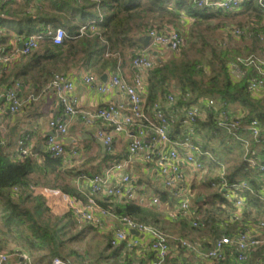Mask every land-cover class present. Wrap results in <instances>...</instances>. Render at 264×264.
<instances>
[{"label":"trees","instance_id":"16d2710c","mask_svg":"<svg viewBox=\"0 0 264 264\" xmlns=\"http://www.w3.org/2000/svg\"><path fill=\"white\" fill-rule=\"evenodd\" d=\"M242 7V11L254 10L259 13L252 17L253 26L250 29L255 32L253 45L263 49L264 47L259 45L258 37L263 29V26L259 27L262 23L260 13H264L262 6L257 0H246ZM181 12L194 21H201L222 14L228 15L229 12L236 14L239 10L199 8L193 0H0V26L6 29L7 34L13 32L20 40L32 35L40 36V46L30 54L31 57L35 60L49 58L52 64L62 62L65 66L67 61L86 64L94 59L99 60L104 58L108 51L107 55L118 56L123 49L137 46L134 41L135 36L151 29L167 30L160 22L165 14L171 19H179ZM88 21L94 22L95 31L81 34V24ZM254 24L258 25L254 26ZM48 25L52 26L53 31L58 27L66 31L67 37L62 45L52 43ZM5 37L6 35L1 40ZM41 48L43 52L38 54V49ZM254 51L255 49L252 50ZM248 52H251L250 47H227L219 53H214L209 63L208 76L199 67L200 61L173 58L169 62L157 61L148 71L146 78L149 91L148 103L152 106L160 100H167L170 92L179 96L177 103L170 106L171 109H182L185 106L198 104L203 99L218 101L220 106L208 109L207 119L200 121L195 127L197 133L201 126L207 132L217 129L221 111H226L231 118L237 116V113L232 111L234 105H240L246 110L243 117H235L242 126L237 128L238 133L243 132L244 129L247 131V125L255 118L263 123V128L256 138L258 141L252 139L250 143L251 155L247 160H253L254 166H250V161L245 159L234 170L231 169L229 173L224 174L227 186L221 187L219 192L210 196L211 206L206 205L208 197L200 193L204 200L197 201L194 207L199 226L193 227L188 222L183 223L185 226L189 225L190 228L199 230L206 225L215 239L224 234L243 230L250 223L264 221V202L260 197L264 188V177L259 168V165L264 164V101L255 99L248 90L250 79L263 76L253 66L245 65L240 61V59L248 58L245 55ZM116 61V57H109L105 63L113 62L116 65ZM230 63L238 64L243 71V74L238 75L236 79L233 78ZM59 70L55 68L52 71L53 76L56 73H64ZM178 127L179 125L175 126L177 131L180 128ZM181 132L182 128L180 132H171L170 136L172 138ZM195 143L198 144V141L195 140ZM256 146L261 148L259 154L256 152L253 154ZM203 158L205 157L201 159ZM210 162H212L211 159ZM43 164L51 166L50 171L43 173L41 178H31V173L41 171L36 166L32 153L22 155L20 150L12 153L0 148V252L9 249L13 255L25 252L31 257L33 264H52L56 256L72 261L81 260L83 257L77 253V250L69 248V244L83 233V231L73 233L74 229H78L74 212L69 210L64 215L55 213L49 206L47 198L34 194L31 185L60 188L83 202H86L88 198L69 184L59 183V172L68 173L72 170L71 167L67 168L64 165L63 159L53 158L46 152L43 153ZM50 174H54V177L50 178ZM216 180L218 183L221 181L220 177ZM215 182L212 181L209 184L212 185ZM243 182H246V186L237 188V185ZM140 183L142 184V180L136 185ZM139 192H147V189ZM153 193L159 197L160 203L157 205L146 204L138 197L130 199L105 194L93 195V197L114 215L128 216L144 223L152 221L156 226L160 220L157 213L164 215V211L159 210L160 206L165 205L166 209H171L176 206V200L169 189H154ZM200 195L198 197H201ZM213 198H218V202H215ZM238 198H243L244 205L241 214L234 219L237 215ZM152 216L154 218H151ZM183 221L181 220L180 223ZM226 222L229 226L223 228L222 224ZM111 237L112 234L108 238L110 251H107L111 264H130L128 260L117 258L123 246L112 248ZM179 245L181 252L186 251L180 243ZM232 253L233 250L229 249L226 259L217 260L218 264H233ZM256 260H261L263 261L261 264H264L262 250L252 254L249 264H253Z\"/></svg>","mask_w":264,"mask_h":264},{"label":"built area","instance_id":"2783aa9c","mask_svg":"<svg viewBox=\"0 0 264 264\" xmlns=\"http://www.w3.org/2000/svg\"><path fill=\"white\" fill-rule=\"evenodd\" d=\"M199 8H208L212 10L224 9L235 10L241 8L246 0H193ZM264 11L263 0H257ZM95 24L93 21H88L81 27V34L85 32H94ZM49 35L54 45H62L67 37L66 31L58 27L54 31L48 25ZM231 33L238 36L246 32V28L231 29ZM153 36V44H161L167 46L174 51L180 50L185 45V38L181 32L175 29L157 31L151 29L148 31ZM6 34V29L0 26V41ZM40 36L32 35L23 38V48L16 49V52L23 56L30 55L40 46ZM11 59V54L6 50L0 49V64H7ZM245 65H250L256 70L264 74V60L256 58L240 59ZM155 61L151 58L148 49L140 48L135 51L132 58V66L135 70L134 83H128L119 74L113 75L109 82L98 86L101 92L110 91L112 88H117L124 93L127 98L128 106L123 104H108L104 105L93 112L81 111L78 100L74 96V82L66 73H56L49 82V87L52 88L58 95L59 103L62 106L63 113L60 116L53 118L49 125L53 129L54 134L49 135L46 139V152L51 157L56 159H66L68 154L75 156L77 150L67 151L62 136L68 131L66 117H72L82 114L83 119L87 124L95 123L102 120L108 124L110 128H100L97 131V138L102 142L104 147L109 152L115 151L114 135L124 134L130 138L127 152L124 159L118 163H114L107 167L102 173H80L77 177V182L88 186L92 196H89L86 202H83L75 197L63 192L60 188H52L47 186L31 185L32 189H37L38 193L47 199L54 197H63L71 205L70 210L74 212L77 219L84 222L102 224L101 215L116 216L118 222L122 226L116 228L110 240L112 248L124 245L126 250L133 248H147L154 253V259L147 264H167L169 257H172L173 250L169 242L171 236L159 227L149 223L138 222L128 216H117L109 210L103 208L93 197V195H109L122 196L130 199L136 198V184L133 175L128 171L129 165L137 158L143 162L154 164L159 174L163 177V184L166 189H169L172 196L176 200L175 210H170L169 215L173 220L183 219L189 220L193 227L199 226L196 220V209L191 206L190 198L193 196L192 191L184 186L186 177L192 170L195 173L202 167L200 161L203 152L202 147L194 141L195 127L200 121L207 119V110L214 107V99H203L198 104L185 106L181 110L184 113L182 123L177 113H167L162 108V102H156L153 106L148 103V84L146 81L147 73L155 66ZM230 69L236 79L238 75H242L243 71L236 63H230ZM87 83L94 84L97 77L92 73H87L84 76ZM22 83L15 80L10 86L6 87L2 95L8 102L9 110L12 113L18 112L24 105V101L19 95ZM264 86V78L253 77L248 84V90L251 93L261 89ZM179 96L175 93L167 95L169 105L177 103ZM219 124L227 126L228 130L238 126L239 121H233L226 111H221ZM179 125L182 128L180 134H176L171 138L170 134ZM229 126V127H228ZM247 131L255 138L258 137L263 123L255 118L247 125ZM183 129L185 131H183ZM2 140L0 137V145ZM19 150L22 155H29L30 147L25 143L24 139L19 141ZM71 162V161H70ZM254 161H250V166H254ZM261 175L264 177V164L259 165ZM120 173V180L112 182V177ZM221 181L217 183L220 187H226L227 182L223 174L220 177ZM246 186V182L237 185V188ZM230 197V196H228ZM260 197L264 202V188ZM160 203L159 197L154 196L151 204L157 205ZM244 202L243 198H238L236 201V212L234 219L241 214ZM98 213V214H97ZM223 228L229 226L226 222ZM136 230L141 235H135L131 231ZM182 247L189 252L202 253L206 260H225L229 249L233 250V264H249L252 254L262 250L264 253V221L248 224L243 230L224 234L218 239H215L211 247L205 246L202 242L198 245H193L190 241L178 238ZM11 260L14 264H33L31 257L21 252L13 255L8 252H0V264H9ZM263 261L256 260L253 264H261ZM52 264H88L77 261H72L60 256H56Z\"/></svg>","mask_w":264,"mask_h":264},{"label":"crops","instance_id":"0c3cea01","mask_svg":"<svg viewBox=\"0 0 264 264\" xmlns=\"http://www.w3.org/2000/svg\"><path fill=\"white\" fill-rule=\"evenodd\" d=\"M188 17L184 12H181V18L177 19V21L183 24ZM189 19L192 18L189 17ZM83 24L81 25L83 26ZM49 26L52 28L51 25ZM166 29L173 28L168 25ZM5 35V39L3 38L0 42V49L9 52L11 59L5 65L0 64V137L2 140V149L6 150V152H16L19 150V141L24 139L26 145L31 149L30 154L32 153L36 166L41 169V171L31 173L30 177L38 179L42 177L43 173L49 172L51 169V166L43 164V153H46V139L49 135L54 134L49 122L63 113L57 93L49 87V82L54 74H52V71L55 68L60 69L59 71L66 73L72 78L74 82L73 94L78 100L81 111L93 112L111 103L123 104L127 107L128 101L122 91L117 88H112L110 91L101 92L98 86L108 83L110 78L115 74H119L128 83H134L135 70L132 66V58L135 51L142 47L136 43L137 46L123 49L122 53L120 52L118 56L114 54L109 56L107 55L109 51H106V56L99 60L94 59L86 64L67 61V64L64 66L62 62L52 64L49 58L35 60L31 55H21V53L16 52V49L20 48L21 40L13 32L8 34L6 32ZM152 46H150L151 52H149L155 63L157 61L165 62L167 55L170 56L172 53L167 46H157L156 48H152ZM42 52L43 48L39 49L37 53L41 54ZM153 52L156 55H153ZM109 57H116V65L113 62L105 63ZM87 73H92L97 77V81L94 84L87 83L84 80V76ZM15 80L20 81L23 85L19 91V95L23 99L24 105L18 112L12 113L9 110L8 102L2 95V92ZM162 101L164 110L168 113H177L182 123L184 113L182 111L175 112L166 100ZM65 120L68 131L62 136V140L68 152L77 150V154L75 156L68 154L67 158L63 160L64 165L67 168L71 167L72 170L68 173L65 171L59 172V179L61 178L62 180H59V182L62 184H68L69 182L72 188L78 190L84 197L88 198L91 196L90 189L88 186L84 184L80 185L77 182L76 177L78 174L83 172L102 173L107 167L122 161L127 152L130 138H127L121 133L114 135L115 151L109 152L97 138V131L100 128H110L106 122L98 120L95 123L87 124L82 114L66 117ZM128 171L133 175L135 184L142 180V184L136 185V191H138L136 197L138 195L142 202H145V194L147 192L140 193L139 191L146 189L148 186L153 189V192L154 189H166L163 184V177L154 167V164L145 163L142 159L137 158L129 165ZM53 177L54 174H50V178ZM66 177L68 178V182L66 181ZM119 180L120 173H116L112 177V182ZM52 199L62 209L66 207L70 210L68 201L63 197L59 196ZM196 200L200 201V197H197ZM169 212L170 210L165 209L164 215L161 218L159 217L160 220L156 225L159 223L164 224L165 221L169 220L174 223L178 221L180 223L183 220H173ZM100 217L102 224L92 223V225L102 226L101 229L104 227L105 231L108 230L107 232H110L109 236L110 234L113 235L116 229L115 227L119 224L117 217L113 215H101ZM188 222L190 223V221ZM121 246H123V250L117 258L128 260L130 264H147L154 259V253L145 247L126 250L124 245ZM9 264H14V261L11 260Z\"/></svg>","mask_w":264,"mask_h":264},{"label":"rangeland","instance_id":"374dc122","mask_svg":"<svg viewBox=\"0 0 264 264\" xmlns=\"http://www.w3.org/2000/svg\"><path fill=\"white\" fill-rule=\"evenodd\" d=\"M238 10L239 13L236 14L234 12H229L228 15L222 14L214 18L203 19L201 21H194L192 19H189L188 17L183 24H180L177 19L169 18V15L165 14L163 20H160V22L164 24V27L166 28L168 25H170L173 29L181 32L185 38V45L180 50L174 51L169 48L172 53L170 54V56L167 55L165 62H169L172 58L176 60L183 59L189 61H200L199 67H201L206 72V76H208L210 73L209 63L213 54L219 53L221 50L227 47H250L251 52L246 53V57H248V59L256 58L263 61L264 48L260 49L259 47L253 45L255 41V32L250 29V27L253 26V24L251 23L252 17L255 14L259 13H256L254 10L242 11L243 7L239 8ZM260 14L262 15V23L259 24V27L263 26V29L259 32L260 35L258 37L260 38L259 45L264 47V13ZM257 25L258 24H254V26ZM234 27H247V30L245 33L236 36L231 33V29H233ZM157 46L163 45L155 43L152 48H156ZM254 49L255 51L252 52V50ZM262 76L264 78V74ZM251 94L255 99L264 101V86ZM214 101L215 107H219L220 105L218 104V101L215 99ZM173 109L175 112L182 111L178 108ZM232 111L237 113V116L235 117H243L246 112V110L243 109L240 105L232 106ZM238 112H240V114ZM235 117H232L231 119L233 121H236ZM240 124L242 123L240 122ZM239 126L242 127L238 124V126H236L234 129L228 130L227 126L219 124L217 129L211 132H207L206 129L202 128L201 126L200 131H198V133H194V141H198V144L203 148V152L206 151V154L203 153L202 157L205 158L200 160L203 163L202 167H200V169L195 173H193V171L191 170L189 172V176H185L186 180L184 186L188 187L189 185L192 194H194V196L190 198V204L192 207L196 206V198L200 195V193L208 197V202L206 203V205L211 206L210 201L212 200V198L210 196L219 192L221 188L220 185L217 184L218 180L216 179L221 177V174L224 175L226 173H229L231 169L234 170V168L244 162L245 159H249V155H251V140L255 139L256 141H258V139L253 137L248 131H246V129H244L243 132L238 133L236 130L237 128H239ZM180 131L181 127L178 131L175 128L172 132L176 133ZM240 142H242L243 144H241ZM254 149L255 150L253 154H255V152L259 154V151L261 149L260 146H256ZM210 159L212 160V162H210ZM59 180H61V178ZM66 181L68 182L67 177ZM212 181L216 182L212 185L209 184ZM146 189L147 193L145 194V203L151 205V201L155 195L154 193H152L153 189H151V187L148 186ZM31 190L34 194L38 193V190L36 188H31ZM49 199L47 200V202L55 213L58 212L59 215L68 213L69 209H67L66 207L62 209L60 206H58L59 204L55 203V200H53L52 198ZM213 200H215V202H218V198H213ZM70 206L71 205L69 204V208ZM164 206L165 205H161L159 210L164 211L166 209V207ZM167 210L174 211L175 207ZM157 215H159L161 218V215L159 213H157ZM151 218H154V216H152ZM188 221L189 220H184L182 223H179V221L174 223L169 220L165 221L164 224L159 223L158 225H156L171 236L169 242L171 244L174 255L172 254L171 259L168 258L167 264H218L217 260H206L202 253H200V255L195 251L194 253H191L187 249L186 251L181 252L182 249L180 248L178 238L186 239L195 246L203 242L205 246L208 247H211L213 241L215 240L210 229L206 227V225L201 227L202 229L200 230L197 228L193 229L190 228L189 225L185 226L183 224L184 222L187 223ZM77 222L78 229H74L73 233L76 234L82 231L83 233H81L77 240L69 244V248L77 250V253L83 257V259L78 260L83 261L81 263L88 264H111V259L107 255V251H110L108 250V238L110 232H107L108 230L105 231L104 227L101 229L102 226H95L89 222L80 221L79 219H77ZM189 224H191V222ZM121 227L122 226L119 223L115 228ZM67 251L68 250H66V252ZM5 252L10 253L11 251L9 249L5 250ZM64 253L65 251L63 252V254Z\"/></svg>","mask_w":264,"mask_h":264},{"label":"water","instance_id":"95a60500","mask_svg":"<svg viewBox=\"0 0 264 264\" xmlns=\"http://www.w3.org/2000/svg\"><path fill=\"white\" fill-rule=\"evenodd\" d=\"M135 42L139 44L142 48L148 49L151 52L150 46L153 44V36L149 34L148 32L145 34H141L137 37H135ZM20 49L23 48V42H20L19 45ZM153 55H156L155 52H153ZM2 147V144L0 145V148ZM203 200V197H200V201ZM135 235H140L138 231L132 230L131 231ZM141 236V235H140Z\"/></svg>","mask_w":264,"mask_h":264}]
</instances>
